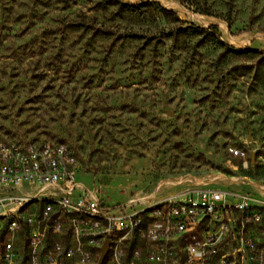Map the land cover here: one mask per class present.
Here are the masks:
<instances>
[{
	"label": "rangeland",
	"instance_id": "obj_1",
	"mask_svg": "<svg viewBox=\"0 0 264 264\" xmlns=\"http://www.w3.org/2000/svg\"><path fill=\"white\" fill-rule=\"evenodd\" d=\"M162 1L188 24H216L221 40L254 52L202 45L185 55L187 41L171 45L158 10L155 26L92 0H0V140L66 143L77 180L109 206L198 186L264 199V0ZM195 1L213 13L195 11ZM227 8L230 27L217 15ZM152 34L162 41H146ZM228 145L247 146L246 164ZM17 241L12 264H28ZM219 248L223 260L208 264H232L230 244Z\"/></svg>",
	"mask_w": 264,
	"mask_h": 264
},
{
	"label": "built area",
	"instance_id": "obj_2",
	"mask_svg": "<svg viewBox=\"0 0 264 264\" xmlns=\"http://www.w3.org/2000/svg\"><path fill=\"white\" fill-rule=\"evenodd\" d=\"M247 149L227 146L243 164ZM78 166L64 142L0 140L1 264L14 262L19 238L28 264H97L106 239L101 264H208L223 260L222 243L232 264H264V199L198 186L109 206Z\"/></svg>",
	"mask_w": 264,
	"mask_h": 264
},
{
	"label": "trees",
	"instance_id": "obj_3",
	"mask_svg": "<svg viewBox=\"0 0 264 264\" xmlns=\"http://www.w3.org/2000/svg\"><path fill=\"white\" fill-rule=\"evenodd\" d=\"M96 7L106 8V7H114L116 15H122L123 13L127 14H138L143 15L145 17H149L151 23L155 26L157 25V15H155L154 10L160 11L163 15H165V21L168 23L167 27L170 28V31L166 34L170 38L171 45H176L180 39L187 41V46L182 49L185 50V55H192L196 51V47L202 45H210L213 47H219L221 51H226L232 56H240V55H248L254 52L251 48H234L228 45L225 41L221 40L218 35L216 24H210L206 27L198 26L192 23H187L185 20L178 18L176 14L155 0H146L138 3H127L122 0H92ZM194 5V10L200 13H204L210 15L213 11L210 9L208 5L201 4L197 1L192 2ZM167 14L171 15L173 18V22H170L169 18L166 16ZM230 14V8L223 13L218 12V16L228 19L226 16ZM148 21V20H147ZM228 27H230L231 22L227 20ZM187 23L183 26L181 24ZM128 35H137L136 32L131 31ZM146 41L157 43L161 42L162 38L160 35H150L146 39ZM148 42V43H149ZM192 47V48H191Z\"/></svg>",
	"mask_w": 264,
	"mask_h": 264
},
{
	"label": "water",
	"instance_id": "obj_4",
	"mask_svg": "<svg viewBox=\"0 0 264 264\" xmlns=\"http://www.w3.org/2000/svg\"><path fill=\"white\" fill-rule=\"evenodd\" d=\"M108 243H109V241L107 239L103 242V244L101 246V253H100L99 259L97 261V264H101L102 259H103L104 255H105Z\"/></svg>",
	"mask_w": 264,
	"mask_h": 264
},
{
	"label": "bare ground",
	"instance_id": "obj_5",
	"mask_svg": "<svg viewBox=\"0 0 264 264\" xmlns=\"http://www.w3.org/2000/svg\"><path fill=\"white\" fill-rule=\"evenodd\" d=\"M162 2H163V4H166L168 6H175V5H177V4H175L174 2H171V1H165V0H163Z\"/></svg>",
	"mask_w": 264,
	"mask_h": 264
}]
</instances>
